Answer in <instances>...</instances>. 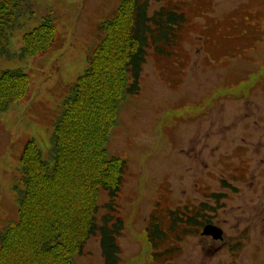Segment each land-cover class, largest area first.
I'll list each match as a JSON object with an SVG mask.
<instances>
[{
    "label": "rangeland",
    "instance_id": "obj_1",
    "mask_svg": "<svg viewBox=\"0 0 264 264\" xmlns=\"http://www.w3.org/2000/svg\"><path fill=\"white\" fill-rule=\"evenodd\" d=\"M118 2L31 0L30 12L8 33L10 52L19 53L23 34L46 16L57 27L46 54L0 59V73L21 70L31 77L27 98L0 113V231L17 218L13 186L25 141L32 138L47 158L58 106L88 67V51L101 38L99 26ZM159 6L153 1L150 11ZM211 8L214 20L240 8L251 12L263 32L256 35L261 42L242 59L218 63L200 43L197 31L205 20L199 18L184 42L189 62L178 88L158 79L152 59L143 66L141 93L126 99L107 148L127 162L117 200L125 224L120 264H156L145 228L159 194L176 209L210 204L206 195L214 192L227 193L224 208L211 219L224 239L188 237L172 264H264V0H211ZM225 180L237 193L222 188ZM107 200L103 192L99 204ZM104 212L100 208L99 216ZM102 262L98 238H90L75 264Z\"/></svg>",
    "mask_w": 264,
    "mask_h": 264
},
{
    "label": "trees",
    "instance_id": "obj_2",
    "mask_svg": "<svg viewBox=\"0 0 264 264\" xmlns=\"http://www.w3.org/2000/svg\"><path fill=\"white\" fill-rule=\"evenodd\" d=\"M111 18L99 28L101 38L87 55L88 67L65 91L59 104L47 158L33 139L20 152L21 175L13 186L17 218L0 232V264H75L90 238H98L103 264H120L118 242L125 227L117 200L127 162L107 151L129 96L141 92L148 59L169 88L182 84L189 62L184 42L197 31L206 55L218 63L242 59L262 33L251 12L235 10L214 20L211 0H118ZM160 6L150 11L152 3ZM31 0H0V59L46 54L57 40V27L46 16L21 37L19 53L10 52L8 33L30 12ZM253 16V17H252ZM251 17V18H250ZM30 74L0 73V113L25 100ZM222 188L234 193L228 180ZM108 200L99 204L102 193ZM210 204L171 209L159 197L146 224V238L156 264H172L182 242L200 234L224 208L227 193L206 195ZM100 208L105 212L99 216Z\"/></svg>",
    "mask_w": 264,
    "mask_h": 264
},
{
    "label": "water",
    "instance_id": "obj_3",
    "mask_svg": "<svg viewBox=\"0 0 264 264\" xmlns=\"http://www.w3.org/2000/svg\"><path fill=\"white\" fill-rule=\"evenodd\" d=\"M201 235L211 237L214 241L223 240V231L221 230V228L213 226L211 224H207L204 226Z\"/></svg>",
    "mask_w": 264,
    "mask_h": 264
}]
</instances>
